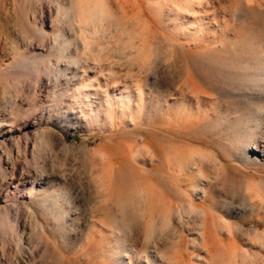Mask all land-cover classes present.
<instances>
[{"label": "rangeland", "instance_id": "rangeland-1", "mask_svg": "<svg viewBox=\"0 0 264 264\" xmlns=\"http://www.w3.org/2000/svg\"><path fill=\"white\" fill-rule=\"evenodd\" d=\"M0 264H264V0H0Z\"/></svg>", "mask_w": 264, "mask_h": 264}]
</instances>
